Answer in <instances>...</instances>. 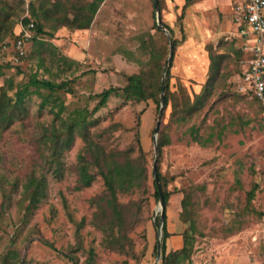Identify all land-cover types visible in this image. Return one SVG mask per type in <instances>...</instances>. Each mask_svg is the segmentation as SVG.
I'll return each instance as SVG.
<instances>
[{
	"label": "rangeland",
	"instance_id": "1",
	"mask_svg": "<svg viewBox=\"0 0 264 264\" xmlns=\"http://www.w3.org/2000/svg\"><path fill=\"white\" fill-rule=\"evenodd\" d=\"M106 1L96 31L90 33L86 31L90 26L85 32L83 20L74 19L80 14L87 17L83 6L89 0H23L24 4L0 0V7L7 3L16 22L4 41L14 40L23 18L53 33L51 38L39 37L41 43L29 40L26 57L15 66L0 51V64H9L0 87L6 80L24 85L35 73L55 84L67 82L61 90H40L44 97L51 94L43 107L37 94L26 97L25 116L0 131V264H161V256L156 262L154 220L159 209L152 178L156 105L113 95L86 117L91 124L87 138L112 159L134 162L140 152L144 156L147 180L116 190L112 200L116 212L107 203L110 192L100 176L89 187L78 188L76 166L78 156L86 155V143L77 130L58 159L59 177L52 173L50 144L43 142L44 129L60 130L74 110L90 112L103 90L124 87L127 76L150 62L145 49H158L162 65L166 64L169 41L156 28L152 0ZM194 1L187 0L182 10L183 1L175 6L176 0H157L161 21L176 43L167 68L170 92L181 84L192 100L206 82L208 52L222 57L215 93L201 111L177 123L179 113L172 116L169 105L163 110L156 142L165 134L168 144L158 152L155 165L169 192L165 224L173 225L170 206H176L181 232L191 244L189 259L181 264H264V116L251 97L237 91L239 60L245 52L234 30L217 38L220 18L207 12L200 18L209 37L198 50L186 45L195 37L189 11ZM30 3L44 9L37 11L39 21L32 17ZM198 52L207 56L200 61L205 63L198 70L201 75L189 73L198 65ZM180 97L179 93L178 101ZM60 104L63 111L58 117ZM191 129L201 140L211 136L210 141L205 145L192 141ZM32 176L42 182V194L34 203L23 187Z\"/></svg>",
	"mask_w": 264,
	"mask_h": 264
},
{
	"label": "trees",
	"instance_id": "2",
	"mask_svg": "<svg viewBox=\"0 0 264 264\" xmlns=\"http://www.w3.org/2000/svg\"><path fill=\"white\" fill-rule=\"evenodd\" d=\"M102 0H96L91 3L87 8H83L84 12H87V17L84 14L76 15L75 21L83 20L82 28H88L92 18L97 10L99 3ZM20 3L24 4L23 0H19ZM30 12L32 17L39 21L41 19L40 13L37 11H42L41 7L35 9L32 3L29 4ZM24 10L22 9L21 12ZM82 12V10L80 11ZM181 18V17H180ZM66 19V15L64 17ZM23 26H27L28 24H33L32 31L34 32L32 38L33 42L41 43L39 37L48 35V37H52L53 33H47L42 29V26L39 22H35L30 20L29 18H23L21 21ZM16 24L14 22V18L10 16L9 9L7 8V3L3 4L0 7V51L2 42L6 35L12 34L13 26ZM167 28V26H165ZM168 29V28H167ZM31 38V39H32ZM172 46L175 47V39L171 38ZM145 51L149 54L150 62H146L144 68L139 73L132 74L127 76L126 84L122 88H114L110 87L106 90H103L101 93L96 95L98 102L96 106L90 111L84 110H74L72 113L68 114L66 120L60 126V130L55 129V127H50L49 129L43 130V138L44 144H50L49 149V157L50 163L54 164L53 175L55 177L60 176V169L58 166V159L61 156L62 152L67 149L72 140L73 133L77 130L86 143V155L78 156V164L76 166L77 176H78V188L89 187L91 183L95 180L96 176H100L104 182L106 189L110 192V199L107 200L108 205L112 208L113 212H116V208L113 205L112 200H114L113 195L117 189L128 190L132 187H138L141 183L147 180L146 168L144 167L143 154L140 152L139 159L137 161L131 160H123L117 161L112 159V157L108 156L105 150L95 143L91 142L87 138L86 128L87 125H91L86 122V117L88 115H92L96 112L100 107L104 106L109 99L110 96H119L125 100H130L134 102H146L151 100L159 110V99H160V88H161V80H162V53L158 49H154L150 47V49H145ZM220 55H213L210 51L208 52V68H207V79L206 82L201 86L200 92L198 94H194L193 99L191 100L187 94V90L181 84H178V91L172 93L169 90V70L165 72L164 78V109L169 105L171 107V115H175L179 113L176 122H185L188 117L197 111H201L204 106L207 104L209 99L215 93V83L217 81V77L219 74L218 66L221 63ZM245 58L244 53L241 61ZM173 59V56H172ZM171 59V60H172ZM171 63V62H170ZM9 64H5V66L0 64V77L4 74V68H7ZM17 67V66H16ZM239 73V71H238ZM239 75V74H238ZM67 85V82H62L59 84H55L51 81L38 79L36 73L31 75L28 83L24 85L15 86L11 80H6L4 85L0 87V131L7 130L15 121L20 120L25 116L24 101L25 98L31 94H37L39 97H42V102L40 107L46 105L48 98L51 97L49 93L48 96L44 97L40 94V90L53 91L64 89ZM14 87L16 90L10 96L9 92L13 91ZM29 87L34 88V91H30ZM66 92H70V90H66ZM181 94L179 98L180 101L177 100V95ZM253 101L256 102L260 112L261 105L255 99ZM58 111L55 113V116L60 115L62 113L63 108L60 104ZM163 109V110H164ZM164 112V111H163ZM162 112V115H163ZM62 129L64 130L61 133ZM190 137L192 141L205 145L210 141V137H207L204 140H201L197 135L196 131L190 130ZM168 144V139L165 134L158 135V140L156 142L157 150L160 152L161 148ZM141 151V150H140ZM95 167L94 173H92V168ZM157 173V170H156ZM157 177L159 180L160 189L162 191V197L164 200L165 206L167 205L169 192L164 189V180L159 173H157ZM153 178V174H152ZM42 182L41 180H37L35 177H29L27 183L23 186L25 191L29 192L30 202L34 203L37 201L38 197L42 194ZM153 188L154 193L153 196L155 200L158 201V192L157 187L153 178ZM187 206V202L184 200L182 207L185 208ZM155 226L159 225V217L155 220ZM169 237V233L166 230L165 224V216L161 228V264H181L184 261L189 259L190 256V248L191 244L188 242V238H184L183 247L177 251L166 253L165 242ZM186 239V240H185ZM156 250V244H155Z\"/></svg>",
	"mask_w": 264,
	"mask_h": 264
},
{
	"label": "built area",
	"instance_id": "3",
	"mask_svg": "<svg viewBox=\"0 0 264 264\" xmlns=\"http://www.w3.org/2000/svg\"><path fill=\"white\" fill-rule=\"evenodd\" d=\"M232 10L235 33L243 40L245 52L239 63L237 91L257 100L264 116V0H238ZM21 27L12 42L4 41L1 46L2 55H9L12 66L26 57V44L32 38L33 24Z\"/></svg>",
	"mask_w": 264,
	"mask_h": 264
},
{
	"label": "crops",
	"instance_id": "4",
	"mask_svg": "<svg viewBox=\"0 0 264 264\" xmlns=\"http://www.w3.org/2000/svg\"><path fill=\"white\" fill-rule=\"evenodd\" d=\"M96 0H89V2H87L83 8H87L88 6H90L91 3L95 2ZM183 1V7L181 6V9H185L188 4H187V0H176V4L175 6H179V3H181ZM238 0H224V1H218V0H196L194 1V3L190 6V14L193 17H190V22L193 23V27H194V35L195 37L192 35V37H189L188 40L186 41V45L191 46L192 48H195L196 50H198L201 47L202 41L204 38H208L209 37V31L208 29L204 28L203 25V20L200 18V16H203L204 13H212L213 15L216 14L218 18H220L219 20H217V25H218V30L215 32V36L218 38H222L224 37L229 31L234 30L235 31V26L232 23V17H233V13H232V7L233 5L237 2ZM153 3V1H152ZM158 3V2H157ZM159 6V5H158ZM107 7V1L106 0H102L98 7L97 10L92 18V21L90 23V29L91 30H86V28L81 29V30H86L88 32H95V27H96V23L98 22V19L101 16V11L102 9H105ZM154 9V7H153ZM160 10V8H159ZM155 12V11H154ZM169 15L172 14H168L166 17H168ZM182 16L181 14L179 15V19H181ZM160 19H161V13H160ZM163 27L165 28V23H163L161 21ZM62 24H60L61 26ZM22 23L20 25H18V32L21 30ZM94 27V28H93ZM157 28V27H156ZM168 28V29H167ZM166 30H168V32L170 31L169 27L167 26ZM85 31V32H86ZM201 35V36H199ZM236 36V35H235ZM200 38V39H199ZM220 38V39H221ZM199 56H197V61L198 65L196 66V69H191L189 70V73H196L197 75H201L200 73H198V70H200V67H203V65L205 64L204 62L206 61L207 56H203L204 54H202L201 52L197 53ZM201 59L204 61L203 63H201ZM199 62L201 63L199 65ZM201 72V71H200ZM200 78V77H198ZM173 207V208H172ZM172 208V209H171ZM176 206L171 205L170 206V215L171 217H169L170 221L173 222V225L170 224V226H166V230L169 233V237L166 239L165 242V247H166V252H174L177 251L179 249H181L183 247V243H184V236L182 234V224L178 219V214L176 213ZM169 213V212H168ZM167 213V214H168ZM182 231V232H181Z\"/></svg>",
	"mask_w": 264,
	"mask_h": 264
},
{
	"label": "water",
	"instance_id": "5",
	"mask_svg": "<svg viewBox=\"0 0 264 264\" xmlns=\"http://www.w3.org/2000/svg\"><path fill=\"white\" fill-rule=\"evenodd\" d=\"M152 1H153V7H154V11H155L156 27H157V29L163 31L166 34V36L168 37V41H169L168 58H167L166 64L163 67V72H162L160 99H159V110H158L157 123H156V127L154 129V138H153L155 160H154V164L152 167V174H153L155 185L157 187L158 209H159V225L157 227L158 240L156 243V262H157L161 256V239L160 238H161V228H162V224H163V220H164L165 204H164V200L162 197V191L160 189L159 180H158L157 173H156V165L155 164H156V160H157V156H158V150H157V146H156V137H157V134L159 131L160 120H161L162 112L164 109V75H165L167 68L170 65V62H171V59L173 56V46H172V42H171L170 34H169L168 30H166V28H164L162 23H161L160 10H159L157 0H152Z\"/></svg>",
	"mask_w": 264,
	"mask_h": 264
}]
</instances>
